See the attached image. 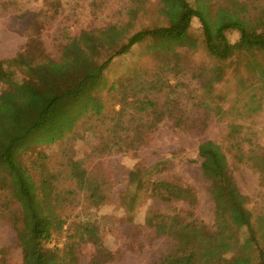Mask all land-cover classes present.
<instances>
[{
  "label": "trees",
  "instance_id": "16d2710c",
  "mask_svg": "<svg viewBox=\"0 0 264 264\" xmlns=\"http://www.w3.org/2000/svg\"><path fill=\"white\" fill-rule=\"evenodd\" d=\"M233 2L224 0L215 6L210 0H160L158 22L165 24L130 34L129 29L136 27L132 22L142 12L139 5H133L130 23L82 32L63 46L59 61L50 59L41 44H27L16 57L0 61V220L17 232L26 264H78L77 246L86 243L95 249L91 264L115 260L104 247L99 228L90 223L76 226L63 248L47 247L55 235L65 231V212L75 195H83L94 207L107 201L108 181L77 158L73 142L88 132L98 139L94 157L136 152L165 119L176 116L178 86L169 77L182 75L181 60L196 50V42L189 36L194 18L202 23L207 54L218 62H233L251 51L263 53L264 7L258 15L248 10L237 18ZM216 19L222 25L214 29ZM228 30L240 34L237 43L228 41ZM148 40L162 55L157 73L148 76L140 70L107 88L104 76L113 59ZM243 68L247 76H240L242 89L256 84L264 89V60L250 59ZM224 74V67L215 66L212 82L204 89L221 82ZM104 97L118 104L106 109ZM250 99L244 113L248 117L263 108L261 97L253 94ZM214 109L222 118L221 107ZM183 124V118L175 119V126ZM249 133L245 124L230 123L227 153L238 165L259 172L264 182V149L251 147ZM62 142L66 147L60 161L53 158L56 154L44 151ZM33 147L42 151L29 155ZM227 153L212 141L199 146L203 175L215 204L214 229L194 217L197 195L192 186L168 179L148 181L150 195L162 205L186 206L174 209L173 214L151 212L147 216L146 224L155 236L174 244L155 264H264V249L257 237L264 230V218H257L254 226L249 199L233 179ZM142 176L140 169H134L130 184L140 185ZM67 183L73 190L67 189Z\"/></svg>",
  "mask_w": 264,
  "mask_h": 264
},
{
  "label": "rangeland",
  "instance_id": "374dc122",
  "mask_svg": "<svg viewBox=\"0 0 264 264\" xmlns=\"http://www.w3.org/2000/svg\"><path fill=\"white\" fill-rule=\"evenodd\" d=\"M191 1L194 3L195 0ZM210 1L220 6L224 0ZM233 1L231 8L237 18L248 10L258 15L264 7V0ZM159 3L160 0H0V61L16 57L27 44H41L50 59L59 61L63 46L82 32L104 30L112 25L122 28L130 23L129 10L133 5H139L142 12L136 22H132L136 27L129 29L130 34L157 23L164 25L163 21L158 22ZM219 21L216 19L212 22L214 29L222 25ZM189 36L196 42V50L185 54L181 60V69L185 70L183 74L178 78L169 77L171 83L178 86L176 116L165 119L157 131L148 136L144 147L136 152L94 157L92 151L98 145L96 136L86 132L82 140L73 142L77 158L85 160L88 168L108 181L107 201L100 207H94L83 195H75L73 205L65 212V231L54 236V242L47 245L49 249L54 246L63 248L67 236L75 233L76 226L90 223L99 228L104 247L115 255V260L109 264L160 263L174 244L167 238H157L147 226L146 218L151 212L173 214L174 209L183 210L186 206L178 204L168 207L156 201L147 188L150 180H176L192 186L197 195L194 217L209 229H214L215 204L203 175L199 146L212 141L227 153L228 125L236 122L245 124L249 129L252 148L264 149V89L260 88V84L246 90L239 85L240 76H247L243 68L245 63L250 59L264 60V52L251 51L243 57H236L233 62L220 63L206 52L199 19L192 20ZM226 36L231 44L237 43L240 38L236 30H228ZM153 44L151 40L145 41L134 46L129 53L115 57L105 72L107 88L140 70L148 76L156 74L162 55L153 48ZM217 65L225 68L224 77L221 82L205 90L204 86L212 82V69ZM237 67L241 69L240 72L236 71ZM253 94L262 98L263 108L248 117L244 113ZM104 101L106 109L118 104L113 98L104 97ZM216 106L223 110L222 118L215 115ZM177 117L183 118L181 127L175 126ZM62 144L64 142L44 151L56 154L53 158L60 161L62 149L66 147ZM245 149H250L248 144H245ZM40 150L42 148L33 147L29 155H36ZM227 155L233 179L240 193L249 199L248 208L256 227L257 218H264V182L259 172L238 165L233 155ZM134 169H140L143 174L138 186L130 184V173ZM68 188L73 190L69 183ZM257 237L264 249V230L257 233ZM76 254L78 264H91L95 249L92 244H79ZM1 259L0 264H26L17 232L5 220H0Z\"/></svg>",
  "mask_w": 264,
  "mask_h": 264
}]
</instances>
